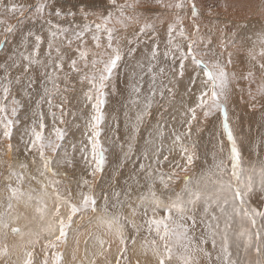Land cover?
Listing matches in <instances>:
<instances>
[{
  "label": "snow or ice",
  "instance_id": "obj_1",
  "mask_svg": "<svg viewBox=\"0 0 264 264\" xmlns=\"http://www.w3.org/2000/svg\"><path fill=\"white\" fill-rule=\"evenodd\" d=\"M240 7L0 0V264H264V131L246 158L230 115L246 92L264 129V10ZM124 75L120 140L105 105ZM24 99L30 123L14 144ZM76 121L81 138L69 140ZM208 124L227 141L211 164L198 153ZM116 142L119 168H138L97 191Z\"/></svg>",
  "mask_w": 264,
  "mask_h": 264
},
{
  "label": "bare ground",
  "instance_id": "obj_2",
  "mask_svg": "<svg viewBox=\"0 0 264 264\" xmlns=\"http://www.w3.org/2000/svg\"><path fill=\"white\" fill-rule=\"evenodd\" d=\"M24 1V0H23ZM28 3H33V0H26ZM65 1V2H64ZM123 1V0H120ZM246 1V0H242ZM255 1V0H254ZM253 1V2H254ZM25 2V1H24ZM35 2V0H34ZM64 8L68 9L71 8L73 5L77 4V0H62ZM239 2V1H238ZM26 3V2H25ZM241 3V2H240ZM244 4V3H243ZM253 4V3H252ZM256 4V3H254ZM261 4V3H260ZM71 6V7H70ZM261 6V5H260ZM255 7V6H254ZM242 9V8H241ZM255 9V8H254ZM262 9V8H261ZM259 11V10H258ZM166 17H168L170 14L164 13ZM240 14V13H239ZM242 14V13H241ZM254 14V13H253ZM245 15V13H244ZM248 16V15H247ZM259 15H256L253 17L254 19L257 18ZM159 27V46L161 53L164 50V41L166 39V25L158 26ZM43 54V49L41 51V55ZM2 56L3 54L0 53V62H2ZM139 58V57H138ZM161 59L163 57L161 56ZM243 66L238 64L236 66V71L239 72ZM15 74V73H14ZM2 75V73H0ZM38 76V73H37ZM128 84V78L127 75H124L122 77H118L116 80V87L117 92L115 94L112 93L111 87H109L108 92L109 95L107 97V103L105 105V112L107 115V119L109 122H112L113 124L119 125V136L120 140L124 139V122H125V103L128 99L129 95V89L127 87ZM246 82L241 81V87L246 88ZM147 87V84L145 83V88ZM37 91H39V84L36 85ZM195 91V87L193 88ZM14 91L18 94V89L14 86ZM181 93L184 91L183 88L180 89ZM241 93L239 91L236 92V95L234 97V103L230 105L231 107V118L232 122L234 124L235 128V134L238 138V143L241 146V149L247 158L249 155V152L251 151V145L249 144L250 138H256L259 137L262 131L264 129L260 128V121H259V111L253 112L247 107V94L244 93V102H241ZM19 98V94H18ZM35 98V97H34ZM187 99V98H185ZM177 103L175 104V108L180 107V95H177L176 97ZM23 103L25 104V107L20 111L19 118H20V125L16 129V136L14 137V144L19 139V134L23 131L25 124L30 123L31 118V112L28 108V101L27 99L23 100ZM46 110V106H45ZM154 114L151 119V123H155V109L153 110ZM115 115L116 121H112V117ZM130 115L134 116V112H130ZM71 120V117H69ZM179 119V117H177ZM49 119V123H50ZM77 123L81 124V128L79 131H77L75 128H72L69 133V140H75L78 141L81 138V133L83 132V122L82 121H76ZM219 131V125L216 124L215 127L213 124H208L202 134H200L199 144H198V153L201 157V163H203L205 160H207L208 164H211L212 162V152L214 150H217V145L220 140L225 141V146H227L226 137L221 135L217 137L215 135V132ZM147 135V127L142 129L141 137ZM143 143V139L140 140V144ZM106 146H108L106 144ZM109 147V151L106 153V164L104 166L103 173L98 177L97 183L99 187L97 188V191L100 190V188H109V186L112 183V175L114 170H118L122 175L119 176V181L116 187L119 189L124 185L125 179L131 174L132 170L134 168H138V163L133 164L131 162H126V166L123 168H119V157L121 156L120 148H119V142L114 143ZM21 158H23L21 156ZM253 159L255 158L253 154ZM135 160L136 157H133ZM199 170V169H198ZM197 170V171H198ZM210 247V245H209Z\"/></svg>",
  "mask_w": 264,
  "mask_h": 264
},
{
  "label": "rangeland",
  "instance_id": "obj_3",
  "mask_svg": "<svg viewBox=\"0 0 264 264\" xmlns=\"http://www.w3.org/2000/svg\"><path fill=\"white\" fill-rule=\"evenodd\" d=\"M26 3H28L26 0H24ZM23 0H20V2H23L25 3ZM239 1V2H238ZM246 0V1H242V0H236V2L239 4V5H242V7H240L239 9V12L238 14L239 15H244L245 13V16H251L252 18L255 17L256 15H259L260 12L262 10H264V0ZM34 2V0L32 1ZM65 2V1H64ZM120 2H123V1H120ZM241 2V3H240ZM63 3V2H62ZM244 3V4H243ZM253 3V4H252ZM256 3V4H254ZM261 3V4H260ZM261 5V6H260ZM255 6V7H254ZM71 7V6H70ZM73 7V6H72ZM71 7V8H72ZM242 8V9H241ZM255 8V9H254ZM262 8V9H261ZM259 10V11H258ZM161 12H163V10H160ZM242 13V14H241ZM254 13V14H253ZM238 66V65H237ZM243 66V65H242ZM198 140L200 139V135L199 137L197 138Z\"/></svg>",
  "mask_w": 264,
  "mask_h": 264
}]
</instances>
